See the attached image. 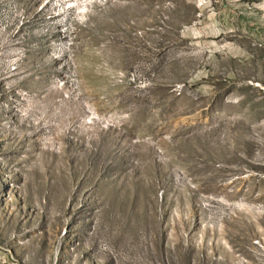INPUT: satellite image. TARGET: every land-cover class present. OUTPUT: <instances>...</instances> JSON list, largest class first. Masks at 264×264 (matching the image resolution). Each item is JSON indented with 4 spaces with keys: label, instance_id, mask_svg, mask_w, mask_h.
Here are the masks:
<instances>
[{
    "label": "rangeland",
    "instance_id": "1",
    "mask_svg": "<svg viewBox=\"0 0 264 264\" xmlns=\"http://www.w3.org/2000/svg\"><path fill=\"white\" fill-rule=\"evenodd\" d=\"M0 264H264V0H0Z\"/></svg>",
    "mask_w": 264,
    "mask_h": 264
}]
</instances>
